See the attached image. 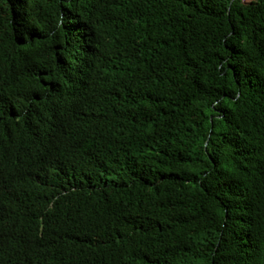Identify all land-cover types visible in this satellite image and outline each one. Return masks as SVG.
<instances>
[{"label": "trees", "instance_id": "16d2710c", "mask_svg": "<svg viewBox=\"0 0 264 264\" xmlns=\"http://www.w3.org/2000/svg\"><path fill=\"white\" fill-rule=\"evenodd\" d=\"M0 264H264V0H0Z\"/></svg>", "mask_w": 264, "mask_h": 264}, {"label": "rangeland", "instance_id": "374dc122", "mask_svg": "<svg viewBox=\"0 0 264 264\" xmlns=\"http://www.w3.org/2000/svg\"><path fill=\"white\" fill-rule=\"evenodd\" d=\"M248 1H250V0H248Z\"/></svg>", "mask_w": 264, "mask_h": 264}]
</instances>
